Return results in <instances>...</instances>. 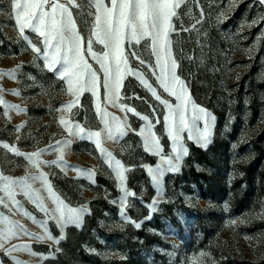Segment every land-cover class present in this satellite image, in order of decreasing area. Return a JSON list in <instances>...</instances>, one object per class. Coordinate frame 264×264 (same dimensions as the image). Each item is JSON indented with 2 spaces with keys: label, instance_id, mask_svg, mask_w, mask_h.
Masks as SVG:
<instances>
[{
  "label": "rangeland",
  "instance_id": "374dc122",
  "mask_svg": "<svg viewBox=\"0 0 264 264\" xmlns=\"http://www.w3.org/2000/svg\"><path fill=\"white\" fill-rule=\"evenodd\" d=\"M201 9L203 18L195 24L201 19ZM262 17L264 5L258 0H199V7L195 0H186L178 9V18L173 21L176 31L172 33L173 54L180 61L178 72L187 85L191 102L206 109L215 119L206 147L196 141L203 130V120L194 122L193 139H187L188 131L181 134L187 155L180 161L179 171L165 170L157 187L148 168L155 169L161 164L167 169V165L162 164L160 155L145 151L143 137L137 133L147 123L140 116H147L163 148L161 155L174 156L164 124L167 108L139 79L128 76L122 95L142 99L117 103L134 107L139 115L124 113L104 102L102 87L98 90L99 98L85 91L71 113L64 110L61 106L73 99L67 93L66 82L48 71L43 59H34L27 42L19 36L14 18H10L8 0H0V72L16 69L15 78L0 75V89H3L0 98L7 105L22 109L17 112L0 104V173L20 177L26 174V169L36 171L23 155L4 149L3 143L28 154L47 149L56 141L71 139L59 122L62 116L88 129L99 130L103 124L97 116L96 104L100 103L130 126L125 136L115 141L103 139L102 146L128 169L124 187L135 193L128 197L122 216L121 186L95 144L83 139L75 140L67 148L61 146L66 163L42 165L41 170L55 195L66 205L84 206L88 212L82 216L79 227L70 223L61 231L54 219L23 195L16 196L23 211L13 208L9 212L0 205V213L29 232L42 235L40 222L46 221L51 235L57 239L64 237L57 245L51 240L39 242L20 233L5 248L28 244L38 255L32 256L27 250L5 254L0 249V264H13V258L23 264H193V258L196 264H264ZM193 24L195 29L181 30L182 26L191 29ZM77 28L87 36V27L80 18ZM25 34L33 42L41 39L27 29ZM93 48L99 53L102 45L94 44ZM137 50L144 53L149 63H155V58L143 47L137 46ZM187 56L194 59L189 61ZM85 58L102 78L96 60L87 54ZM130 66L144 73L161 99L175 103L174 97L156 83L149 67L141 66L135 58L130 59ZM193 85L198 89L195 94L191 90ZM13 90L19 95L12 94ZM191 115L190 105L189 118ZM58 154L48 150L40 158L52 161ZM75 169H91L93 175L89 178ZM34 188H41V182L37 181ZM39 195L44 197L46 207H55L47 191L41 188ZM0 196L5 194L0 192ZM154 200L155 211L150 207ZM136 223L141 226L137 228ZM5 227L0 223V231Z\"/></svg>",
  "mask_w": 264,
  "mask_h": 264
},
{
  "label": "snow or ice",
  "instance_id": "6c2138e0",
  "mask_svg": "<svg viewBox=\"0 0 264 264\" xmlns=\"http://www.w3.org/2000/svg\"><path fill=\"white\" fill-rule=\"evenodd\" d=\"M258 2L264 5V0H258ZM8 3L10 18H14L19 36L27 42V47L34 54V59H43L44 67L53 72L59 80L66 82L67 93L73 99L61 106L64 110L71 113L74 106L79 105V96L85 91H89L94 97L99 98L98 90L102 87L104 102L111 104L112 107H119L120 111L124 113L139 115L134 107L117 103L120 100L131 98L142 99L135 95L133 97L122 95L121 89L124 88V81L128 76H135L139 79L152 96L167 108L164 124L167 129V136L172 141L174 156L165 157L161 155L163 148L159 139L152 132L153 125L147 116H140V119L147 123L137 133L143 137L145 151H153V154L160 155L162 164L167 165V169H164L161 164L156 165L155 169L148 168L152 181L157 187L161 183L165 170L179 171L180 161L188 152L183 144L181 134L188 131L187 139H193L192 127L195 121H204L203 130L199 131L196 137L197 143L206 147L210 142V126L215 118L206 109L191 102L187 85L178 72L180 61L173 54L172 33L176 31L173 21L174 18H178V9L186 3V0H66V2H61V0H8ZM195 3L199 7V0H195ZM73 9L76 10L75 15ZM89 17L91 19H88ZM200 17L201 19H197L195 24L200 23L203 18L202 9ZM77 18L82 19L87 27L88 34L86 37L77 28ZM261 20H264V17ZM253 23L255 24L257 21H253ZM195 24L192 25L191 29L182 26L181 30L195 29ZM26 29L41 39L33 42L25 34ZM94 44L102 45L99 53L94 51ZM38 45H42V47ZM137 46L143 47L150 57H154L155 63H149L144 53L137 50ZM85 54L93 57L99 64V71L103 73L102 78L98 75V71L94 70L92 65L88 63ZM131 58L138 60L141 66H147L151 69L156 83L170 97H174L175 103L161 99L156 89L145 79L144 73L136 67L130 66ZM185 58L189 61L194 59L192 56ZM20 67L22 65H17V68ZM15 71L16 69L0 72V75L15 78ZM2 91L3 89H0V92ZM12 94L19 95L15 90L12 91ZM0 104H5L6 109L22 111L16 105H7L2 98H0ZM190 105L191 118L188 116ZM96 112L103 124L99 130L88 129L81 123L65 120L62 116L59 122L71 139L56 141L55 145L50 144L47 149H38L24 154L19 152L15 146L3 143L4 149L18 156L23 155L28 165L36 171L32 172L26 169V174L20 177L0 173V192H3L7 197L5 200V196H0V205L8 209L9 212H12L13 208L17 211H23V205L16 199L17 195H23L39 211L54 219L61 231L70 223L79 227L82 216L88 212V209L84 206L69 207L56 196L48 182L47 175L41 170V166H60L62 163H66L61 146L67 148L75 140L88 139L105 157V162L108 163L121 186L123 196L121 197L120 212L123 216L128 197L135 196V193L124 187L125 172L128 169L102 146V140L115 141L125 136L127 134L126 129L130 126L102 108L100 103L96 104ZM153 112H155V108H153ZM4 115L8 116L7 110H5ZM156 122L159 123V121ZM19 127L22 125L18 126L17 130ZM48 150H55L59 153L55 160L44 161L40 158ZM75 170L87 174L89 178L93 175L91 169ZM37 181L41 182V188L47 191L48 199L52 200L55 205L54 208L49 209L45 206L44 197L39 195L41 188H34ZM155 203L154 200L153 204L150 205L153 211H155ZM25 215L28 213L25 212ZM32 219L35 221V217ZM0 223L6 226L4 230L0 231V249H3L5 254H10L12 251L27 250L32 256L38 255L37 252L31 250L28 244H13L10 248H5V244L13 237H18L20 233L39 242L51 240L57 245L64 238L63 235L59 239L51 235L46 221L40 222V227L43 229L42 235L29 232L23 225L9 220L2 213H0ZM135 226L139 228L141 225L136 223ZM55 251L58 252L60 249L57 247ZM200 255L205 256L207 254L201 253ZM41 258L44 257L41 256ZM13 264H23V262L13 258ZM193 264H196L195 258H193Z\"/></svg>",
  "mask_w": 264,
  "mask_h": 264
},
{
  "label": "trees",
  "instance_id": "16d2710c",
  "mask_svg": "<svg viewBox=\"0 0 264 264\" xmlns=\"http://www.w3.org/2000/svg\"><path fill=\"white\" fill-rule=\"evenodd\" d=\"M191 90H192V94H195L198 89L195 87V85H193Z\"/></svg>",
  "mask_w": 264,
  "mask_h": 264
}]
</instances>
